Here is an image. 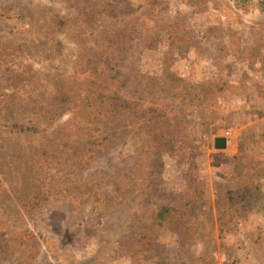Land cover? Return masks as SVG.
<instances>
[{
  "label": "rangeland",
  "instance_id": "1",
  "mask_svg": "<svg viewBox=\"0 0 264 264\" xmlns=\"http://www.w3.org/2000/svg\"><path fill=\"white\" fill-rule=\"evenodd\" d=\"M0 264H264V0H0Z\"/></svg>",
  "mask_w": 264,
  "mask_h": 264
},
{
  "label": "water",
  "instance_id": "2",
  "mask_svg": "<svg viewBox=\"0 0 264 264\" xmlns=\"http://www.w3.org/2000/svg\"><path fill=\"white\" fill-rule=\"evenodd\" d=\"M226 145V139L224 137H218L215 139V148L223 149Z\"/></svg>",
  "mask_w": 264,
  "mask_h": 264
}]
</instances>
